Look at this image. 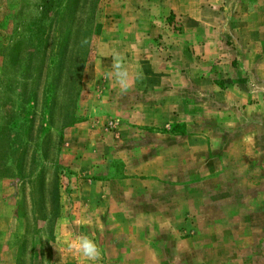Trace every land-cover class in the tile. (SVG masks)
<instances>
[{"label":"rangeland","instance_id":"374dc122","mask_svg":"<svg viewBox=\"0 0 264 264\" xmlns=\"http://www.w3.org/2000/svg\"><path fill=\"white\" fill-rule=\"evenodd\" d=\"M109 2L0 0V264H264V0H202V55L123 48Z\"/></svg>","mask_w":264,"mask_h":264},{"label":"crops","instance_id":"0c3cea01","mask_svg":"<svg viewBox=\"0 0 264 264\" xmlns=\"http://www.w3.org/2000/svg\"><path fill=\"white\" fill-rule=\"evenodd\" d=\"M139 1L146 2L147 0H135L136 4H134V0H131V3L134 4V9L132 12L129 0H112V2H109L110 4L108 11L110 14H112L113 18L115 17L114 22H118L120 24L127 23L128 25L126 26V29H128L129 32H132V35L127 32L126 36L123 32L119 33L120 31H117L118 34L113 35V37L116 36V39H118L120 45H122L123 48L127 47L128 45L132 46V43L129 42L130 38H133L137 43L138 40L144 39L145 37L157 39H160L161 37L163 41L171 45L169 51L172 53H183L192 47L196 49V52L200 55H202V52L210 50V45H208V42L210 41L212 44L216 38L212 37L211 39L202 35V22L199 21L206 15V11L202 10V0L155 1L158 7L163 9L165 17L169 16L172 19V23L185 22V25H193V32L185 31L181 34H171L170 31L167 32L164 27L161 26L159 19L155 21L153 17L139 18L138 15L140 13L143 14V11L141 12L137 9V3ZM120 27V29L123 28V26ZM124 36H126L125 40H123ZM218 47L219 49H224L222 38L220 39Z\"/></svg>","mask_w":264,"mask_h":264},{"label":"clouds","instance_id":"9594fccd","mask_svg":"<svg viewBox=\"0 0 264 264\" xmlns=\"http://www.w3.org/2000/svg\"><path fill=\"white\" fill-rule=\"evenodd\" d=\"M83 40L82 44H87ZM104 79L117 85L121 93H126L132 86V80L119 53H114L111 67L104 72ZM69 249L75 254L86 258L90 262L97 261L101 256L99 246L86 234H79L69 242Z\"/></svg>","mask_w":264,"mask_h":264}]
</instances>
